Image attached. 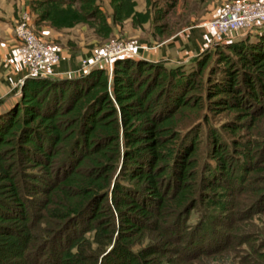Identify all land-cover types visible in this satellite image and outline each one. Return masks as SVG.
<instances>
[{
	"label": "trees",
	"instance_id": "trees-1",
	"mask_svg": "<svg viewBox=\"0 0 264 264\" xmlns=\"http://www.w3.org/2000/svg\"><path fill=\"white\" fill-rule=\"evenodd\" d=\"M212 49L216 67L206 74L203 97L193 91L209 55L179 78L173 68L118 58L110 74L93 67L68 78L25 79L0 113V236L34 241L30 250H37L57 244L63 227L81 220L105 235L115 232L126 254L134 238L147 240L138 249L154 256L147 264H164L169 253L182 262L194 250L211 253L205 240L214 217L207 213L185 230L188 213L198 202L223 213L231 186L261 167L248 141L228 148L208 127L214 163L197 170L198 127L182 132L177 117L185 109L233 110L234 121L222 126L229 132L240 127L237 121L246 118L250 127L264 117V26ZM253 190L264 198V185Z\"/></svg>",
	"mask_w": 264,
	"mask_h": 264
},
{
	"label": "rangeland",
	"instance_id": "rangeland-1",
	"mask_svg": "<svg viewBox=\"0 0 264 264\" xmlns=\"http://www.w3.org/2000/svg\"><path fill=\"white\" fill-rule=\"evenodd\" d=\"M222 1L13 0L18 16L16 22L25 21L36 36L55 48L59 60L62 51H70L77 62L78 68L75 71L69 72L70 74H66L65 77L53 75L52 78H68L86 73L78 70L79 59L111 41H135L145 45L147 48L138 52L137 59H142L140 56L142 51H154L157 43L175 32L198 25L205 18L211 19ZM85 3L89 8L84 7ZM217 47L215 48L218 49ZM212 48H203L202 55L184 63L161 60L150 62L173 68V72L179 78L195 70L197 61L209 55L200 74L195 77V80L200 82L198 90H194L193 93L203 97L206 74L212 67H216L217 50ZM90 70L91 68L87 72ZM21 85L22 83L13 89L11 103L18 98ZM11 103L2 107L0 113ZM177 119L182 132L193 126L198 127L197 170H200L204 163L211 165L214 163L207 156L208 144L205 137L208 127L216 130L228 148L233 141L243 143L248 141L256 155L255 163L261 168L257 173H248L243 184L231 186L233 191L229 190L230 192L223 198V203H227V209L223 213L216 208H206L201 202L188 213L185 230L196 228L205 220L204 216L207 213L214 217L210 222L212 230L208 231L205 240L206 243H210L208 250H212L211 253L207 254L204 250L203 253H196L194 250L196 256L194 254V258L183 262L178 254L169 253L165 257L174 259L175 262L172 264H264V198L253 193V189L264 185V161H261L264 149L257 152L261 145L264 148V117L255 119L250 127H248L250 122L246 118L237 121L240 127L234 132L222 128L228 122L234 121L233 110L211 113L205 109L197 112L185 109ZM52 209L56 210L54 207ZM64 229L63 227L61 237L56 240L57 244L37 250H30V245L34 241L23 242L16 237L17 235L0 236V264H66L67 260H73L77 264H147L150 259H154L153 255L143 256L138 253V249L147 242L145 239L134 238L130 254H126L115 245L116 233L105 235L97 224L87 225L79 220L76 226L68 223ZM37 233L39 237L44 235L40 231ZM37 235L34 237L38 240L40 238H37ZM53 236L54 234L51 235ZM206 243L201 247L205 249L209 245ZM164 258L161 259L164 264L171 263Z\"/></svg>",
	"mask_w": 264,
	"mask_h": 264
},
{
	"label": "built area",
	"instance_id": "built-area-1",
	"mask_svg": "<svg viewBox=\"0 0 264 264\" xmlns=\"http://www.w3.org/2000/svg\"><path fill=\"white\" fill-rule=\"evenodd\" d=\"M210 36L206 47L243 36L264 26V0H223L214 16L203 23ZM15 45L13 54L25 69L20 84L27 78H48L55 75L59 61L55 48L38 36L25 21H17L13 28ZM147 47L135 41H111L94 49L90 55L79 59V71L103 67L110 74L113 61L118 58H138V52Z\"/></svg>",
	"mask_w": 264,
	"mask_h": 264
},
{
	"label": "crops",
	"instance_id": "crops-1",
	"mask_svg": "<svg viewBox=\"0 0 264 264\" xmlns=\"http://www.w3.org/2000/svg\"><path fill=\"white\" fill-rule=\"evenodd\" d=\"M17 18L13 0H0V109L11 103L13 89L19 86L25 73L24 67L12 51L15 45L13 27ZM205 19L198 25L183 28L163 39L157 43L154 51H142L141 58L149 62L161 60L184 63L199 55L210 36L208 28L203 26L208 21ZM73 58L70 51H62L55 67V75L65 77L69 72L75 71L78 65Z\"/></svg>",
	"mask_w": 264,
	"mask_h": 264
}]
</instances>
